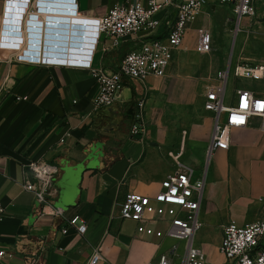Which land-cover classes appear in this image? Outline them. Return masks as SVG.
I'll use <instances>...</instances> for the list:
<instances>
[{
  "label": "crops",
  "instance_id": "obj_1",
  "mask_svg": "<svg viewBox=\"0 0 264 264\" xmlns=\"http://www.w3.org/2000/svg\"><path fill=\"white\" fill-rule=\"evenodd\" d=\"M6 1L0 0V32L6 7L13 6ZM34 1L29 0L24 12L18 11L22 17H13L21 19L16 23L20 29L13 30L25 38V24L31 19L32 26H41L31 36L39 40L35 44L41 50L45 45V53L54 54L55 60L76 63L87 53L89 34L74 36L79 40L67 41L60 53H53L46 40L51 21L91 28L90 17H102L111 6L132 0H74L75 6H69L75 11L59 13L51 4H41L45 9L36 11ZM227 10L232 11L230 4L205 0L187 27L184 42L191 44L198 30L210 31L227 21ZM172 11L155 16L161 21L157 35L172 22ZM143 34L135 40L126 37L117 46L98 43L89 53L91 66L115 68ZM198 55L192 45L174 51L164 76L125 80L120 99L95 110L97 83L88 69L16 62L0 48V85L6 77L8 88L0 103V249L6 252L0 264H84L94 247L100 248L99 264L157 262L169 252L172 240L137 234L133 221L120 218V202L129 191L155 193L177 163L192 168L194 178L206 173L194 246L202 250V238L215 234L218 250L223 224L264 219V133L252 119L244 128L231 129L228 146L208 157L213 117L203 108L208 68ZM22 96L26 99H16ZM141 98L145 131L133 136L130 129ZM36 159L58 168L53 180L56 194L44 205L22 187L26 175L22 164ZM53 208L63 209V215L52 214ZM75 214L86 224L84 234L72 227L62 233L67 218ZM183 248V242L177 243L180 253Z\"/></svg>",
  "mask_w": 264,
  "mask_h": 264
},
{
  "label": "built area",
  "instance_id": "obj_2",
  "mask_svg": "<svg viewBox=\"0 0 264 264\" xmlns=\"http://www.w3.org/2000/svg\"><path fill=\"white\" fill-rule=\"evenodd\" d=\"M73 1L63 0L61 3L70 8L71 5L75 6ZM219 1L232 6L237 23L254 13L252 0ZM10 2L13 6L6 7L9 12H5L3 29L0 32V48L10 52L12 58L9 60L88 69L97 83V94L92 99V106L97 110L111 106L120 99L125 80L143 81L149 76L165 75L172 53L182 48L187 27L197 17L205 0H132L113 5L102 17H90L93 20L90 25L93 27H86L90 45L84 57L77 56L79 59L76 63L55 60L52 56L54 54L45 53V45L41 50V45L35 44L39 40L31 37L32 30H41V26L40 28L32 26L31 19L25 24V38L19 30H13L14 27L16 29L21 27L14 23L15 20L21 23V19L18 21L13 17H22L23 13L18 11L24 12V6L28 5L29 0L6 1L8 4ZM53 2L35 0L36 11L45 9L40 6L41 4L52 5ZM168 9L174 10L171 12L174 18L168 23L165 33L157 35L156 31L161 21L155 16ZM70 10L75 11L71 8ZM7 16L9 18H6ZM32 17L35 16L30 15V18ZM9 20L12 23H8ZM8 26L12 28L8 29ZM141 32L144 34L124 53L115 68L91 66L89 53L98 43L109 41L112 46H117L126 37L134 36L135 40ZM194 49L200 54L211 52L212 38L207 29L198 30ZM229 71L230 59L226 67L217 69L205 85L203 108L211 112L213 117L208 157L213 150L228 146L231 129L244 128L252 119H256V128L264 133V91L240 87L235 89V95L228 97L226 87ZM232 73L236 77L261 80L264 79V65L235 64ZM5 79L6 77L4 81ZM4 81L0 85V103L8 92ZM16 99L24 100L26 96ZM137 109L136 122L130 129V134L133 136L143 134L145 131L144 98L137 101ZM22 167L26 174L22 187L31 191L40 205L46 204L49 198L56 194L53 180L58 173L57 166L44 159H36L28 160L22 164ZM205 176L204 171L199 178H194L192 168L177 163L175 169L161 180L159 189L155 193L149 195L129 191L124 194L119 210L121 219L133 221L135 232L145 238L172 240L169 252L161 254L157 262L148 264H264V219L243 225L228 221L222 225L218 245V252L223 257L222 263L208 261L202 250L193 245V237L201 226L199 211L203 201ZM2 210L0 206V212ZM51 213L63 215L64 211L61 208H53ZM157 223H162L164 227L157 228ZM68 227L74 228L81 235L86 230L84 220L77 214L67 218L61 232L65 233ZM179 242L184 244L181 253L177 250ZM5 256V250L0 249V263ZM100 260V248L94 247L84 264H99Z\"/></svg>",
  "mask_w": 264,
  "mask_h": 264
},
{
  "label": "rangeland",
  "instance_id": "obj_3",
  "mask_svg": "<svg viewBox=\"0 0 264 264\" xmlns=\"http://www.w3.org/2000/svg\"><path fill=\"white\" fill-rule=\"evenodd\" d=\"M252 2L254 13L245 17L242 23L240 21L237 23L233 12L227 10L225 17L228 20L224 21V23L220 22L216 28L210 30L211 32L208 30L212 41H214L211 52L198 55L202 58L204 66L208 68L204 77L205 82H208L209 77L216 68L226 67L230 59V71L226 87L228 97L235 95V89L240 87L264 91V79L252 80L236 77L232 73V68L235 64L252 63L264 65V4L257 6L254 0ZM195 39L196 35L193 37L191 44L184 42L182 49L191 45L194 47ZM159 226L161 228L164 227L163 224ZM216 242L215 234H208L202 238L201 247L207 260L222 263L223 257L216 248Z\"/></svg>",
  "mask_w": 264,
  "mask_h": 264
},
{
  "label": "water",
  "instance_id": "obj_4",
  "mask_svg": "<svg viewBox=\"0 0 264 264\" xmlns=\"http://www.w3.org/2000/svg\"><path fill=\"white\" fill-rule=\"evenodd\" d=\"M61 1L63 0H54V2L56 3H52V9H54V12H62L63 10H69L70 8L66 5H64L63 3H61ZM13 16H10V18ZM8 23H12L11 20L8 21ZM15 24L17 23V21L15 20L14 22ZM68 21L66 20H52L51 21V27L49 30V33L47 34V39L48 40V46L49 49L51 50H55V51H59L62 50V48L67 45V41H77L79 39L76 40V38L74 36H78V37H82V35L86 36V27H78V26H69L68 25ZM12 26H8V29H11ZM14 29H16V27H14ZM237 29V26H236ZM235 29V32H236ZM73 30V31H72ZM82 31L81 32H79ZM85 33H84V31ZM82 34V35H81ZM73 45V44H72ZM51 47V48H50Z\"/></svg>",
  "mask_w": 264,
  "mask_h": 264
}]
</instances>
